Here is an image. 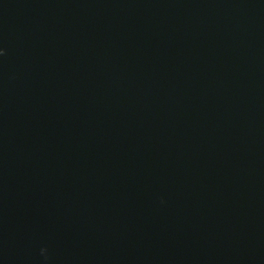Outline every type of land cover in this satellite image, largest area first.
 I'll use <instances>...</instances> for the list:
<instances>
[{
	"label": "water",
	"instance_id": "obj_1",
	"mask_svg": "<svg viewBox=\"0 0 264 264\" xmlns=\"http://www.w3.org/2000/svg\"><path fill=\"white\" fill-rule=\"evenodd\" d=\"M0 264H264V0H0Z\"/></svg>",
	"mask_w": 264,
	"mask_h": 264
},
{
	"label": "clouds",
	"instance_id": "obj_2",
	"mask_svg": "<svg viewBox=\"0 0 264 264\" xmlns=\"http://www.w3.org/2000/svg\"><path fill=\"white\" fill-rule=\"evenodd\" d=\"M42 251H43V249H42Z\"/></svg>",
	"mask_w": 264,
	"mask_h": 264
}]
</instances>
